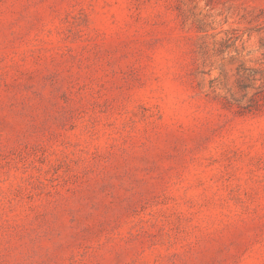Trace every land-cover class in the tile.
Instances as JSON below:
<instances>
[{"label": "rangeland", "instance_id": "1", "mask_svg": "<svg viewBox=\"0 0 264 264\" xmlns=\"http://www.w3.org/2000/svg\"><path fill=\"white\" fill-rule=\"evenodd\" d=\"M0 264H264V0H0Z\"/></svg>", "mask_w": 264, "mask_h": 264}]
</instances>
